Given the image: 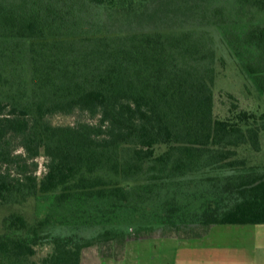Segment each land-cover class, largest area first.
<instances>
[{
	"label": "trees",
	"instance_id": "obj_1",
	"mask_svg": "<svg viewBox=\"0 0 264 264\" xmlns=\"http://www.w3.org/2000/svg\"><path fill=\"white\" fill-rule=\"evenodd\" d=\"M263 11L264 0H0V264H81L91 247L121 260L132 240L264 225V110L214 114L220 46L264 96ZM75 112L90 121L49 120Z\"/></svg>",
	"mask_w": 264,
	"mask_h": 264
},
{
	"label": "crops",
	"instance_id": "obj_2",
	"mask_svg": "<svg viewBox=\"0 0 264 264\" xmlns=\"http://www.w3.org/2000/svg\"><path fill=\"white\" fill-rule=\"evenodd\" d=\"M143 244L146 246V256L150 253L149 257L145 256V264H264V225H217L200 238L155 237L130 241L123 259L99 256L95 263L134 264L135 252L143 249ZM148 245L153 247L149 249ZM158 248L162 252L155 254ZM164 249L170 250L172 255H167ZM159 256L162 261L158 260Z\"/></svg>",
	"mask_w": 264,
	"mask_h": 264
},
{
	"label": "rangeland",
	"instance_id": "obj_3",
	"mask_svg": "<svg viewBox=\"0 0 264 264\" xmlns=\"http://www.w3.org/2000/svg\"><path fill=\"white\" fill-rule=\"evenodd\" d=\"M255 20L264 21V11L262 13L255 14ZM220 56L224 57L226 60L225 67L220 68L218 66V78L215 83V105H214V114L216 117L222 118L227 114V108L229 106V102L236 103L241 109L244 110H254L257 105H260V111L264 110V96L262 100L257 98V95L253 91L252 84L249 80H246L244 76L240 75L235 67V61L230 57L231 55L225 50L222 46L219 47ZM246 85V86H245ZM248 88V91H245V88ZM250 92V94H247ZM226 94H231L234 100H231L226 96ZM262 108V109H261ZM50 122L54 125H71L77 120L81 121H90V117L85 113L75 112L71 115H53L50 117ZM44 157H39L37 159L38 170L37 176H41L44 171ZM21 208V207H18ZM11 209L2 208L0 209V221L4 214H6ZM22 211H28L27 216L32 219L35 217L36 210L33 206L24 207L21 209ZM136 242L137 240H132V242ZM142 247V246H139ZM145 244H143V249L137 250L136 261L134 264H145L146 262V248ZM149 249L153 247V245L147 246ZM157 250V251H156ZM155 250V254L157 252H162L161 248ZM176 249H174L175 251ZM50 251L48 246L38 247L36 250V254L34 259L39 260L46 256V254ZM163 252H167V255H172L171 251L168 249H164ZM181 253V251L179 252ZM149 254V255H148ZM146 257L150 256L148 253ZM154 254V255H155ZM151 254V256H154ZM98 251L95 247L87 248L82 252L81 261L83 264H96L95 259L98 258ZM162 261L161 256L158 257V260ZM156 260V259H155Z\"/></svg>",
	"mask_w": 264,
	"mask_h": 264
}]
</instances>
